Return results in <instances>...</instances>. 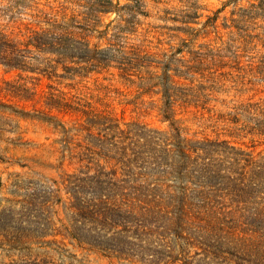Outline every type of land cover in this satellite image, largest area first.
<instances>
[{"label": "trees", "instance_id": "1", "mask_svg": "<svg viewBox=\"0 0 264 264\" xmlns=\"http://www.w3.org/2000/svg\"><path fill=\"white\" fill-rule=\"evenodd\" d=\"M250 1L239 22L264 10ZM179 3L164 18L183 26L161 27L189 37L165 46L140 27L145 0H0L1 65L32 78L116 77L140 113L3 81V264H87L90 252L121 264H264V53L244 63L240 45L197 41L217 32V14L199 22L197 0ZM152 112L167 125L145 119ZM187 115L261 138L189 133ZM22 121L49 141L25 140ZM29 147L40 156L11 153Z\"/></svg>", "mask_w": 264, "mask_h": 264}, {"label": "rangeland", "instance_id": "2", "mask_svg": "<svg viewBox=\"0 0 264 264\" xmlns=\"http://www.w3.org/2000/svg\"><path fill=\"white\" fill-rule=\"evenodd\" d=\"M167 3H157L155 0H145L147 16L138 15V19L141 23L140 27L144 29H152V35L161 38L163 45L167 46L166 43H176L179 41L180 37H189V34L184 33L179 30H172L163 28L161 26H169L171 28H176V26L182 27L183 25L179 22H171L164 18V9H168L171 6L178 7L179 0H163ZM124 3V0H121ZM250 0H240L234 2L232 0H197L198 5L202 8L199 10L201 17L197 21L204 22L207 16H216L217 20L215 24L217 25V32L214 31L212 27H209L211 32L208 36H199L197 41L210 40L220 43L224 41L228 45H240L242 50L240 54L242 55L240 59L247 63L249 61H256L259 59L260 55L264 53V10L256 8L253 12V18H249V22H239L238 13L241 9L247 8L250 5ZM219 10V11H218ZM171 11V10H170ZM217 12V13H216ZM111 15L110 17H113ZM195 27H200V24H196ZM238 27V28H236ZM216 37H219L217 39ZM155 40V38H152ZM232 39H238V42H232ZM225 54L229 55V51H225ZM34 74L29 72H20L19 70L8 69L7 67L0 64V86H3L4 80L17 79L21 83H25L28 87L36 89L37 92L48 93L50 88L48 85H52L58 89L59 92H70L73 94H80L87 100H89L93 106H101L102 101L109 103V105L115 110L118 115L124 110V116L129 117H140V113L134 110L132 103L125 105V102L133 98L131 95H123L118 90H123L125 93L126 85H124L116 77L110 78L106 75H95L86 78L75 77L73 79L68 78H51L48 79L45 76H37V78H32ZM97 76V77H96ZM118 88V90H117ZM19 104L31 108L33 101H18ZM40 105L37 104V106ZM207 115V114H205ZM145 119L154 122L160 126H166L167 123L161 122L159 117L155 116V113L146 115ZM21 130H25L24 139L32 142L47 143L45 137L49 135V132L41 129L40 127L34 126L33 124L21 122ZM185 130L189 133L194 131H201L211 135H219L221 137L230 138L237 142L249 143L252 138L260 139L261 137H253L251 134L244 132H236L233 129H229L228 123L219 121H203L192 115H187V118L182 124ZM11 153L15 154L16 157L22 155L31 156L37 153L40 156L41 151L35 148L29 147L28 149L19 148ZM42 157L46 158V162H54L53 157L47 158L46 155ZM50 174L55 175L53 170H44ZM5 260L1 258L0 264H3ZM87 264H121L116 259L104 257L96 252H90L87 255Z\"/></svg>", "mask_w": 264, "mask_h": 264}]
</instances>
